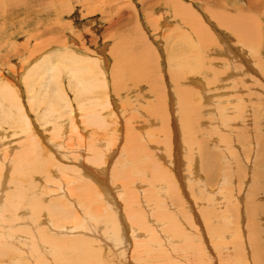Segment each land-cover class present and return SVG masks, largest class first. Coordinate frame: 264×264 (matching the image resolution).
Segmentation results:
<instances>
[{"label": "rangeland", "instance_id": "1", "mask_svg": "<svg viewBox=\"0 0 264 264\" xmlns=\"http://www.w3.org/2000/svg\"><path fill=\"white\" fill-rule=\"evenodd\" d=\"M176 1L178 3L181 1L180 3H182L184 6L187 7L189 5V8L192 10L193 14L191 13V16H188L185 13H181L182 11H179L180 9L177 10L178 8ZM180 1L179 0H0V6L2 4V6L0 7V79H2L0 80V83L3 84L5 82L6 84H11L13 89H19V92L22 93V98L23 101L25 102V105L29 110H31L33 116H36L37 114L35 113H38V111H41L43 109L38 108V104H37L38 101L34 99H31V103H29L28 95H30L31 93H29L28 90L26 91L27 89L26 82L29 79L27 80V78L25 79L20 78L18 80V77L21 74H22L21 76L25 75V69L27 68V67L25 68V65L27 66L31 65L30 63L37 60L39 56L42 57L43 54H47L48 56H53L54 54L58 53V51L65 52L66 51L65 47H67V45L71 47L69 48V50H74V47L79 44V46L88 49L87 52L90 53L86 55L85 53L79 50L77 51L78 54H82L83 56L89 55V57H95L99 59L100 66L102 68V69L100 68L99 73L101 72L105 73V76L103 77L102 75H100L103 86L98 87V89L95 88L96 90H94L93 94L91 93V95L96 94L95 96L99 97L101 99L100 101L105 103V106H100V108L104 110V112L105 111L114 112V114L111 116H115V117L111 118V116H107L108 121L106 125L103 126L102 124H100V126L103 127H97V126L94 127L97 129L98 135H101V137H103L102 139L108 137L107 139L110 138L113 140V142L110 141L111 144L108 145V147L105 146L100 148H102L103 153L105 152L104 154H106L107 158L109 153H111L112 157H114V158L110 157L111 161L106 163L108 166V170L106 172L107 180L109 181V179L112 178L114 184L111 185V182L109 181L108 183L107 180L106 182L112 186V190L114 192L115 183L116 182L118 183V181H120V183L118 184H121L122 195L121 193L118 194V192L116 191L114 192V194H116V197L122 196L121 200L119 201L117 200L119 203L122 202L128 203L126 204V208L125 206L122 205L124 211L126 210L125 213H127L129 217H132L134 214L140 215L134 212L137 210L136 207H140V205H143L144 207H147V209H149V206L151 204L150 211L149 210L147 211L142 207V209L145 212L146 218L149 215V212L150 213L152 212L151 214L154 213L153 217L155 218L159 217L161 219L162 217L161 221L162 223H164L163 227L167 233L169 232L167 231L166 226L164 225H168L170 224V222L167 221L164 218V216H162V214L164 215V211H162V209L156 205L157 196L160 195V192H164L165 190L160 188L151 189L152 186L148 184V181L140 179L139 177L140 169H147L148 172L150 173V170L148 168L152 167V165L150 163H145L144 161L141 162L139 158H136L139 157V153L133 150L132 146L130 145V142L135 140L132 142L133 145L136 144L135 147H137V145L139 146L147 145V147L151 149L153 147L152 152L154 153L156 151L154 153V158L157 157L156 160L160 159L161 162H163L164 165L168 168V170L171 171V174L172 171L175 172V173L173 172L172 176L177 180L178 183L182 184L180 187L181 189H179L180 196L183 197L189 209L192 210V212H194L192 213L190 211L191 216L193 218L191 219L193 221L191 229L195 235L194 238L196 237V239L193 240V242L195 243H193L191 246L187 245L188 247L187 248L186 243H189V241L191 240V238H189L190 239V240L188 239L189 241L181 240L172 245L168 242L166 246H163L160 249L159 247L160 244L157 243L162 239L159 238L158 235L155 236L149 227H146L147 232L144 231L143 228H140L143 234L146 235L149 234L150 236L153 235L152 236L153 243L155 244L151 245L153 244L151 240H147L145 242L144 237H142L141 240L138 238L139 239L138 242H137L138 239L135 238L134 242L135 243L137 242L138 244L136 243V245L134 244H133L134 246L132 245V247H135V249L133 248L131 252L132 255L135 254L134 256H132L130 252L125 254V251L129 250L126 249L125 244L123 246L121 245L116 246V252H115V246L114 249L111 248L107 249L109 255H110L109 251L113 250V254L109 257L114 258V264H123L125 261L129 259L131 260V264H152V263L178 264L176 262L175 263L172 262L173 259H175L176 261H180V264H196L193 263L192 260L197 259V256L199 257L197 252L198 250L196 249L198 242L197 240H199L200 242H206V241L209 242V248L211 250L210 249L207 250L206 249L207 246H204L206 247L205 249L207 251V252L204 251L205 255L208 256V259L210 258L208 260V264H219V263L220 264H258V263L264 264V214H263L264 213V128H263L264 127V76H263L264 75V0H180ZM190 3L192 5H190ZM191 6L194 7L193 8L194 10L192 9ZM197 13L199 14V16L197 15ZM193 18L196 19L195 22ZM240 18H242V20L241 22H238ZM237 24L238 25L241 24L242 27H244L243 28L244 33L242 32V35L241 33L239 34V32L235 29ZM172 35L173 37H171ZM132 38L133 40H131ZM183 39L187 41L185 42ZM203 39L205 40V42ZM146 40H148V42ZM145 45L150 46L149 48L152 49L150 50V52L153 55L151 56L148 55L147 52L149 50ZM223 56L225 59L223 58ZM226 57L229 60L227 59L226 61ZM34 58L36 59L33 60ZM172 59L174 60V62L177 63V65L174 64ZM192 59L195 61H193ZM180 61H182V63H178ZM228 61L231 64L228 63ZM192 62H197V63L196 64L194 63L195 64L194 66ZM145 63H147L148 65ZM170 64L173 65L170 67L169 66ZM63 66L64 65H60V67L62 68ZM175 66L177 67L179 66V67L177 68ZM173 68H176L177 70ZM171 71L172 73H170ZM61 72L62 71H60L58 74H55L54 78L57 75L62 76L61 78H63L62 80L64 81L65 88H67L66 89L67 94L69 95V97L72 100V103L76 107L77 100L74 99L76 98L75 89L68 87L69 83L67 80L68 79L67 74H65L66 72H62V73ZM161 73L163 74L162 75L163 79H161ZM37 75L33 74L34 79H37L36 82L37 81L40 82L42 79L39 77V74ZM26 76L28 77V75ZM60 76L56 77L58 81L61 80V79L59 80ZM225 76L228 79V81L225 78ZM106 77H107L106 81L109 82L108 84H110V87L109 85L106 87V84L103 80V78L105 79ZM154 77H156V80ZM174 77H176L177 79ZM222 77L225 79H222ZM56 78L55 80L57 81ZM128 78H130V80ZM164 80L165 83L163 82ZM58 81L57 83H59ZM159 82L162 83L158 85ZM37 85L38 82L34 84L33 88H31L32 93L37 88ZM157 85L159 87L161 86L160 88H162L161 89L162 91L165 89L164 91L166 94L162 92L160 88H157ZM189 86L190 88H188ZM226 86L230 88L225 89ZM175 88L180 89L182 92L176 90ZM203 90L206 92H204ZM177 91H179L180 93ZM183 92L185 94L188 93L190 95L188 94L185 95ZM181 94L185 96H182ZM165 98H167V100ZM183 98L186 99L184 100ZM172 99L177 101H174ZM164 100L165 103L162 102ZM181 100H184L185 102L187 101L186 102L187 104H185V102L183 103V101ZM220 100H222V102H219ZM192 101H194V104ZM108 102L110 104L112 103L110 107L108 105ZM31 104L33 105L30 106ZM156 104L158 105L156 106ZM160 104L163 105V107H159L161 106ZM175 104H178L179 106L178 105L175 106ZM40 105H44V104L40 103ZM218 106L220 107V110ZM176 107L177 108L179 107L180 110L177 109ZM180 107L183 108V112L185 111V113H187L186 110L188 111V116L187 114L182 113V108ZM141 108H143L144 110ZM161 108L163 110H161ZM137 109L140 112H137ZM158 109H160L161 111H159ZM215 109H217V111ZM119 110L122 113H120ZM190 110L192 113H190ZM150 111H152L154 115ZM164 111L166 112L163 113ZM238 111L239 113H237ZM144 112L147 115H145ZM161 112L163 114H161ZM141 113L142 114L144 113V115H142ZM118 114L119 115L121 114L122 117L125 115L124 116L125 118L123 117L124 119L123 122H125L126 120L127 121L126 123H123L121 121L123 125L121 124L119 126H122L123 128L121 127V129L119 130L117 129L118 131L116 130L115 136H110L111 132H109V130L112 127L114 128V126H116L115 120L118 119L119 117ZM234 114L236 116H233ZM131 115L134 117L132 118ZM162 115L163 116L168 115L166 117L170 121L167 122L168 120L167 118L165 121V118L161 117ZM224 115L226 116L227 119L223 117ZM241 116L245 121L241 119ZM0 118H1L0 130L5 131L6 135L9 136L13 135L12 138L9 137L12 140L11 139H10L11 141L8 140L10 142L7 145H0V148L3 147L2 150H4L6 153H8V151L10 153L11 151L10 157H12L13 153L18 152V150H22V148L18 147L19 145L18 143H20V140H25L27 138L24 135L23 132L24 130L22 126L20 127V125L17 124L15 125V123H11L8 119H4L1 116ZM150 118L153 120H151ZM161 119L164 120L165 124ZM192 119L196 121L194 122V120ZM211 119H212L211 121L212 123L209 121ZM214 119L217 121H215ZM182 120L185 121L184 122L185 125L182 124L183 123ZM235 120L239 122H234ZM178 121L181 123H179ZM213 122H216L214 124H216L217 126L214 125ZM38 123L41 127L42 124L41 120ZM200 123L203 124V126ZM153 125H156L157 127ZM188 125L189 127H187ZM127 126L130 130H132V132L128 130ZM148 126L151 128L149 129ZM179 126L181 127L178 128ZM204 126L205 128L202 129V127ZM49 127L52 126L49 125ZM152 127L153 128L155 127L154 130H152ZM159 127L160 128L165 127V128H163L162 130V129H158ZM174 127H175L174 129L175 131L173 130ZM44 128L48 129L46 127ZM140 128H142L141 129L142 132ZM144 128L147 130V133ZM156 128L158 129L157 130L158 132H156ZM168 128L170 129L168 130ZM177 128L180 131H182L183 128L184 131L183 132H180L179 130L177 131ZM128 131L129 133H127ZM154 131L158 134V136H156L157 134ZM22 132H23V136L18 139L17 138L18 136L16 135L21 134ZM178 132L181 135H178L177 134ZM140 133L141 136L139 138V136L137 135H140ZM143 133L144 134L146 133V135L144 136ZM173 133L175 135L177 134L176 137L174 136ZM152 134L154 137L153 136L151 137ZM159 135L160 136L162 135L161 136L162 138H160ZM187 135L189 136L194 135L195 138L197 137L196 143L194 144V146L192 145L193 148L189 146L186 143V139H184L188 137ZM143 136L145 140L144 142H142L143 139H141L143 138ZM221 137L222 140H225V142L221 140ZM58 138H60L59 141L62 139L60 136L55 137V139ZM116 138L117 140H115ZM170 138H172V140ZM125 139L127 140V143L125 142L126 141ZM174 139L176 140L175 142ZM206 139L208 140L209 143L207 142ZM73 140L74 142H77L76 136L73 137ZM118 140L119 141L123 140V141L119 142ZM177 140L179 142L182 141L180 142L181 144ZM183 140H185V143ZM198 140L204 143L202 144V146L206 147L207 150L214 155L211 156L210 158L211 162L209 163L208 169H210L212 166L214 167H212L210 171L208 170L204 171L203 172L204 174L200 172L199 175L197 174V172H195L196 167L201 166L200 151H199V146H197ZM68 141L69 140L65 141V143L67 142L68 144ZM147 141L151 143L150 146L147 144L148 143ZM0 142H2L1 139ZM156 142L160 143L159 146L161 148L158 147L159 151H157L158 149H154ZM119 143L124 145L122 146ZM9 145L11 146L16 145L15 147L16 149L12 151L11 147H8ZM114 145L115 147L113 149L112 146ZM126 145H128L129 147ZM165 145H167L168 147H166ZM4 146L8 147L7 151L6 149H4L5 148ZM186 146L187 149L189 150L185 148ZM174 147H176L177 150H175L176 148ZM117 148L119 149L117 150ZM121 148L123 149L127 148V149L123 150ZM130 149L133 150L134 152H132ZM161 149H163V151L165 152L163 153ZM171 149L173 150L170 151ZM183 149L186 151V153ZM214 150L216 152H214ZM195 151L196 152L198 151L199 153L197 152L196 154ZM20 154L21 156H23L22 152ZM64 154L62 158L61 155L58 153V155H56L58 158L57 157L55 158L65 163L69 167H75L76 166L75 164L77 162H80L78 158L72 156L73 154L72 152H69V154L68 153L65 155ZM185 154L189 157H187ZM192 154L194 155L192 156ZM132 155L135 157L133 158ZM67 156H69V158ZM185 157L187 159L189 158L188 160L192 161L193 165H191L192 163L189 162ZM87 158H88L87 156L84 157V159ZM86 161H88V159ZM218 161L220 163H218ZM89 163H93V162H89ZM1 164L2 162H0V165ZM194 165L196 167L193 168L190 167ZM186 166L188 168H186ZM21 167L25 169L26 173L28 172L29 169L28 165L24 163L21 164L20 168ZM116 170L122 172V173L120 172L121 174L119 173L120 176L119 174L118 175L114 174ZM127 170L129 173H127ZM65 171H67L68 173L65 172L63 174L64 176L62 175L60 177L61 178L60 180L64 181L66 179L74 178L72 171L70 170H65ZM239 173L241 176L239 175ZM0 175H1V170H0ZM22 175H17V177H19L18 180H22L24 182H28V181L31 182L33 178L39 180V178H37L38 174L35 177L32 176L31 177L32 179L30 178L29 175H24L25 177ZM132 175L137 176L138 178L133 177ZM123 176L126 178L125 180H122L124 179ZM204 176H208L209 179L210 177L213 179L206 181L205 179H203ZM242 176L243 178L241 179ZM247 177L250 178L248 179ZM9 179L11 178L8 177V179H5V181L7 182ZM115 179L117 181H115ZM140 182L142 183V186L140 185L141 184ZM184 182L186 183L183 184ZM200 182L203 183L202 189L199 192H196L195 189ZM191 183H193L195 187L191 185ZM252 183H254V185L256 184L257 186H253ZM146 184L148 187H146ZM8 186L11 187V184ZM40 186H42V189H44L45 193H47L49 188H52L49 186V184L43 185L42 182L40 183ZM96 186L101 187L100 182L97 183ZM254 187L260 188L258 195L253 199V202L255 201L258 205L257 206L255 205L256 207V213H254V215L256 214L255 217L254 215H252L251 218L249 219L248 208L246 207L247 205L245 202L247 200L246 196L249 189H252ZM104 188H107V190L111 192L108 186ZM140 188H143L144 192ZM9 189L10 188H7V190ZM37 189L41 190L39 188ZM94 189L96 191H99V189L97 188ZM145 189H147L149 192H147V190L145 191ZM192 189H194V191ZM130 190L133 192V195L135 194L134 195L135 198L133 199L132 202H128L127 199H124V198H128V193H130ZM137 193H139V196H137ZM197 193L198 194L202 193L203 197L206 194H208L209 204L207 203L205 205V202L207 201L198 199L195 196ZM167 196H168L167 193H162V198H163L162 207L171 208L170 200ZM82 201L86 203L88 202L87 204L90 207L89 210L95 212L96 214H98V212H101L103 210V208H101L102 206L107 205L105 201H103V204L102 201L98 203L96 202L92 203L85 199H83ZM137 201H139L140 204ZM166 202H168L167 205ZM94 203L97 204V207ZM198 204L201 205V207L203 206V209H207L208 214L206 213V216L205 213H202L201 211L202 209L199 210L201 207L199 208ZM190 206L192 207L190 208ZM245 207L247 209H244ZM127 209L129 211L131 209V213L128 212ZM157 210L162 211V213L158 212ZM78 213L79 212H77L76 214ZM82 214H84V216L86 217V222H90L89 216L81 212L80 213L81 217H83ZM83 218L80 219L84 220ZM133 218L135 217L133 216ZM195 218H197L198 220L200 218V220L198 221ZM42 219L43 216L41 220ZM130 219L131 218H129V220ZM132 222L135 223L133 219ZM69 223L70 221L64 222V224L66 225H70ZM48 224L50 226L60 227L61 222L58 223L48 222ZM128 224H131V220L128 221ZM92 225H94L93 222ZM193 225L194 226L196 225V227L197 228L199 227V229H197ZM256 226L258 227V229H256L257 228ZM195 228L198 230V234ZM140 229L138 230L140 231ZM70 230L73 231L74 229H70ZM84 230L86 229L79 227L76 231L82 233L84 232ZM29 238L31 237L29 236ZM20 246L23 247V249ZM15 247L16 248L13 247V249L15 250L12 249L13 251L16 252L15 254L13 252L12 253L9 252L6 255H2V257L7 260L10 258L12 259L17 258L23 264H37L38 261L39 264H41V262L43 261L42 257L44 256V260H46L45 261L46 263L49 262L48 264H51L53 261L52 264H58V262L60 264L59 259L58 260L56 258L55 260L53 259L55 257L53 253L48 254V250H49L48 246H44L42 248L43 256H40L41 258L36 257V255L34 254L35 251L34 250L32 251L31 248L25 243H23V245L22 243H16ZM34 256L36 257V259Z\"/></svg>", "mask_w": 264, "mask_h": 264}, {"label": "bare ground", "instance_id": "2", "mask_svg": "<svg viewBox=\"0 0 264 264\" xmlns=\"http://www.w3.org/2000/svg\"><path fill=\"white\" fill-rule=\"evenodd\" d=\"M180 1V0H179ZM2 2V1H1ZM177 2V1H176ZM175 2V3H176ZM181 2V1H180ZM178 3L177 2V10L182 11L181 13H185L188 16H191V13L193 14L192 10L187 6H184L182 3ZM64 4V3H63ZM190 5H192L190 3ZM2 6V4H1ZM0 6V7H1ZM192 9L194 8L193 6H191ZM176 8V7H174ZM194 10V9H193ZM63 11V10H62ZM197 12V11H195ZM5 13V12H4ZM196 14V13H194ZM236 14V13H235ZM197 15L199 16V14L197 13ZM234 15V14H233ZM183 16V15H182ZM227 16V15H226ZM193 17V15H192ZM216 17V15H215ZM228 17V16H227ZM195 18V17H194ZM193 18V19H194ZM192 19V20H193ZM214 19V18H213ZM196 19H194L195 22ZM242 18H240L238 20V22H241ZM135 22V21H134ZM198 22V21H197ZM229 22V21H228ZM237 22V23H238ZM154 23V22H153ZM228 24V23H227ZM230 24V23H229ZM189 25V22H188ZM191 25V24H190ZM225 25V23H224ZM197 26V25H196ZM223 26V25H221ZM231 26V25H230ZM235 26V25H234ZM137 27V26H136ZM154 27V26H153ZM249 27V24H248ZM178 28V27H177ZM199 28V27H198ZM201 28V27H200ZM244 27H242L241 24H237L235 29L239 32V34L242 32L244 33L243 30ZM204 29V28H203ZM254 30V29H253ZM202 31V30H201ZM247 31V30H246ZM252 31V30H251ZM185 32V31H184ZM187 32V31H186ZM199 32V31H198ZM249 32V31H248ZM141 33V32H140ZM213 33V32H212ZM252 33V32H251ZM173 34V33H172ZM126 35V34H125ZM169 35V34H168ZM187 35V34H186ZM133 36V35H132ZM139 36V35H138ZM190 36V35H189ZM251 36V35H250ZM131 37V36H130ZM137 37V36H136ZM159 37V36H158ZM173 37V35L171 36ZM223 37V36H222ZM243 37V36H242ZM138 38V37H137ZM185 38V37H184ZM188 39V38H186ZM215 39V38H214ZM133 40V38L131 39ZM185 41V39H183ZM204 40V39H203ZM224 40V39H223ZM126 41V39H125ZM129 41V40H128ZM139 41V40H138ZM148 42V40H146ZM187 41V40H186ZM185 41V42H186ZM227 41V40H225ZM78 42V41H77ZM144 42V41H143ZM181 42V40H180ZM193 42V41H191ZM202 42V41H201ZM205 42V40H204ZM224 42V41H223ZM119 43V42H117ZM134 43V42H132ZM203 43V42H202ZM207 43V42H206ZM225 43V42H224ZM84 44V43H83ZM96 44V43H95ZM65 45V44H64ZM147 45V44H146ZM145 45V46H146ZM194 45V43H193ZM225 45V44H224ZM228 45V44H227ZM71 46V45H70ZM221 46V45H220ZM77 47V48H75ZM74 47V50H69V45H67V47H65L66 51L65 52H60L58 51V53L54 54L53 56H48L47 54H43L42 57L39 56V58H37V60H35L36 58H34L33 60H35L34 62L30 63L31 65L27 66L25 65V75L24 76H19L18 80L20 78H27V89L29 93H31L30 95H28L29 98V103H31V99H34L36 101H38V108L43 109L41 111H38V113L36 116H33V113L31 112V110H29L27 108V106L25 105V102L23 101L22 98V93L19 92V89H13L11 84H6L3 80V84L0 83V116L4 119H8L11 123H15V125H20V127H23V132L24 135L26 136L27 139L25 140H20V143H18V147L22 148V150H18V152L13 153L12 157H10V153L8 151V153H6L4 150H2V148H0V162H2V164L0 165V170H1V175H0V264H23L20 262L19 259L17 258H10V259H4L2 257V255H6L9 252H13L14 254L16 253L15 249V245L16 243H25L27 244L31 250L35 251L34 254L36 255V257L41 258L40 256L42 255V248L44 246H48L49 250H48V254L49 253H53L55 255V257L53 258L55 260V258L58 260H60V264H114V258H111L109 256H111L113 254V250L109 251L110 255L107 252V249H114L115 246V252H116V246L121 245L123 246L125 244L126 249L128 251H125L126 253L131 254L132 249L135 247H132V245H136V243L139 241V239L141 240L142 237H144V241L146 242L147 240H151L153 243V238L152 236H150L148 233V235L143 234V232H141L140 228H143L144 231L147 232V228L149 227L151 229V231L153 232V234L156 236L158 235L159 238H161L162 240L158 241L157 244H160V249L163 246H166L167 243L169 242L171 245L175 244L178 241H185L188 240L189 238H191V240L189 241V243H186V247L187 245L191 246L193 243V240L196 239V237L194 238V233L191 229L192 226V216L190 211L192 212V210L189 209L187 203L185 202V200L183 199L182 196H180V190L181 189V185L180 183L177 182V180L172 176L171 171L168 170V168L164 165L163 162H161V160H156V158H154V153L156 152H152V149L147 147V145H143V146H139L137 145V147H135V145L132 144V142H130V145L132 146L133 150H135L137 153H139V160L141 162H145V163H150L152 165V167L148 168L150 170V173L148 172L147 169H140L139 171V177L140 179L146 180L148 181V184L151 187V189L154 188H160L165 190L164 192H160V195L157 196L156 198V205L162 209V211H164V215L162 214V216H164V218L170 222V224L168 225H164L166 226L167 231H169L168 233L165 231L163 224L161 219L159 217H153V214H151L149 212V215L145 216V212L142 209V207L145 210H149L150 211V207L151 204L149 206V209H147V207H144L143 205H140V207H136L137 210L134 211L140 215H133L135 218L129 217V215H127V213H125L124 209L122 208V205L125 206L126 208V202H122L119 203L118 201L122 199L121 197H116V194H114V192H118L121 193L122 195V188H121V184L120 181H118V183H115V191L113 192L112 190V184H114L113 179L110 178L109 181L111 182V185L108 184L109 181L107 180V176H106V172L108 170V166L106 163L110 162V157H112V154L109 153L108 154V158L106 156V154H104L102 152V148L100 147H108V145L111 144L110 141L113 142L112 139H102L103 137H101V135H98V131L94 126L97 127H103L104 125L107 124V116H111L114 114V112L111 111H105L102 110L100 108V106H105V103L101 102L100 98L94 95H91V93L93 94L94 90H96L95 88L98 89V87H102L103 84L101 82V78L100 75L105 76L104 72L99 73L100 71V63H99V59L95 58V57H89L88 56H83L82 54H78L77 51H82L83 53H85L86 55L90 52H87L88 49H85L81 46L76 45ZM85 47V46H84ZM148 52V55L151 56L153 54H151L150 50H152L151 48H149L150 46H146ZM183 47V46H182ZM226 47V46H224ZM231 47V46H230ZM144 48V47H143ZM234 48V46H233ZM131 49V48H130ZM113 50V49H112ZM228 50V49H227ZM64 51V50H62ZM234 51V50H232ZM103 52V51H102ZM168 52V51H167ZM221 52V51H220ZM231 52V51H230ZM31 53V52H30ZM113 53V52H111ZM118 53V52H117ZM130 53V52H129ZM145 53V52H144ZM146 53V54H147ZM233 53V52H232ZM238 53V52H237ZM84 54V55H85ZM169 54V53H168ZM193 54V53H192ZM191 54V56H192ZM221 54V53H220ZM224 54V53H223ZM102 55V54H100ZM175 55V54H174ZM186 55V53H185ZM32 56V55H31ZM145 56V55H144ZM190 56V55H189ZM195 56V55H193ZM229 56V55H228ZM235 56V55H234ZM38 57V56H37ZM156 57V56H155ZM169 57V55H168ZM173 57V56H172ZM180 57V56H179ZM182 57V56H181ZM201 57V56H199ZM236 57V56H235ZM238 57V56H237ZM103 58V57H102ZM132 58V57H131ZM135 58V57H134ZM184 58V57H183ZM224 58V56H223ZM232 58V57H231ZM176 59V58H173ZM172 59V61L174 62V60ZM178 59V57H177ZM185 59V58H184ZM183 59V60H184ZM195 59V58H194ZM225 59V58H224ZM227 57H226V61H227ZM237 59V58H236ZM235 59V60H236ZM239 59V58H238ZM245 59V58H244ZM32 60V61H33ZM135 60V59H134ZM191 60V59H190ZM193 60V59H192ZM229 60V59H228ZM234 60V58H233ZM261 60V59H260ZM110 61V60H109ZM195 61V60H193ZM243 61V60H242ZM149 62V61H148ZM169 63V62H168ZM178 63H182V61L178 62ZM196 64L197 62H192V64ZM228 63H230L228 61ZM64 65L63 68L60 67V65ZM113 64V63H112ZM147 64V63H145ZM174 64L177 65L176 62H174ZM194 64V66H195ZM231 64V63H230ZM237 64V63H236ZM245 64V63H244ZM119 65V64H118ZM148 65V64H147ZM173 65V64H172ZM171 64L169 65L170 67L172 66ZM45 66V67H44ZM131 67V66H130ZM174 67V66H173ZM177 67V66H175ZM179 67V66H178ZM177 67V68H178ZM231 67V66H230ZM249 67V66H248ZM62 68V69H61ZM98 68V69H97ZM115 68V67H114ZM121 68V67H120ZM218 68V67H217ZM233 68V67H232ZM59 71H58V70ZM102 69V68H101ZM176 69V68H173ZM262 69V68H261ZM115 70V69H114ZM113 70V71H114ZM177 70V69H176ZM252 70V69H251ZM60 71L62 72H66L65 74H67L68 77V83L70 88L75 89V96L76 98H74L75 100H77V104L76 107L75 105L72 103L71 98L69 97V95L67 94V91L65 88V84L64 81L62 80L63 78H61L62 76L59 77V80L56 78L57 76H55V78L57 79V81L59 83H57V81L54 78L55 74H58ZM103 71V70H102ZM112 71V72H113ZM160 71V70H159ZM179 71V70H178ZM177 71V72H178ZM53 72V73H52ZM61 72V73H62ZM111 72V73H112ZM120 72V71H119ZM249 72V71H248ZM118 73V72H117ZM172 73V71L170 72ZM176 73V72H175ZM180 73V72H179ZM244 73V72H242ZM33 74H39V77L42 79H40L41 81H37L38 85L37 88L35 89V91L32 93L31 92V88H33L34 84H36V80L34 79ZM115 74V73H114ZM122 74V73H121ZM200 74V73H199ZM226 74V72H225ZM28 75V77L26 76ZM64 75V74H63ZM120 75V74H119ZM157 75V74H156ZM163 74L161 73V79H163ZM170 75V74H169ZM221 75V74H220ZM219 75V76H220ZM236 75V74H235ZM263 75V74H262ZM38 76V75H37ZM112 76V75H111ZM117 76V75H116ZM121 76V75H120ZM119 76V78H120ZM264 76V75H263ZM64 77V76H63ZM179 77V76H178ZM257 77V76H256ZM38 78V77H37ZM54 78V79H53ZM118 78V79H119ZM156 80V77H154ZM176 78V77H174ZM221 78V77H220ZM226 78V76H225ZM222 77V79H225ZM229 78V76H228ZM115 79V80H118ZM130 80V78H128ZM158 79V78H157ZM177 79V78H176ZM180 79V78H179ZM227 79V78H226ZM253 79V78H252ZM260 79V78H259ZM2 80V79H0ZM56 82H55V81ZM104 82L106 84V87L110 84H108L109 82H107V77L104 79ZM114 80V79H113ZM194 80V79H193ZM192 80V81H193ZM63 81V82H61ZM139 81V80H138ZM160 81V80H159ZM202 81V80H201ZM207 81V80H206ZM228 81V79H227ZM235 81V80H234ZM261 81V80H260ZM125 82V81H124ZM134 82V81H133ZM155 82V81H154ZM158 82V80H157ZM165 83V80L163 81ZM172 82V81H171ZM120 83V82H119ZM162 82H159L158 85H160ZM19 84V83H18ZM116 84V83H115ZM123 84V83H122ZM152 84V83H151ZM2 85V86H1ZM157 85V88H160ZM176 85V84H175ZM180 85V83H179ZM178 85V86H179ZM201 85V84H200ZM203 85V84H202ZM227 85V84H224ZM236 85V84H235ZM234 85V86H235ZM163 86V84H162ZM173 86V85H172ZM186 86V85H184ZM183 86V87H184ZM198 86V85H197ZM233 86V85H232ZM238 86V85H237ZM14 87V86H13ZM125 87V86H124ZM153 87V86H152ZM177 87V86H175ZM205 87V86H204ZM207 87V86H206ZM262 87V85H261ZM20 88V87H19ZM131 88V87H129ZM164 88V87H163ZM190 88V86L188 87ZM228 87L226 86L225 89H227ZM230 88V87H229ZM228 88V89H229ZM233 88V87H231ZM250 88V87H249ZM72 89V91H73ZM142 89V88H141ZM162 88H160L161 90ZM174 89V88H173ZM176 90L181 91L180 89L175 88ZM192 89V88H191ZM190 89V90H191ZM194 89V88H193ZM199 89V88H198ZM235 89V88H233ZM159 90V89H158ZM165 90V89H164ZM162 91L165 93V91ZM175 90V91H176ZM244 90V89H243ZM33 91V89H32ZM116 91V90H115ZM167 91V90H166ZM177 91V92H179ZM204 91V90H203ZM208 91V90H207ZM182 92V91H181ZM206 92V91H204ZM226 92V91H225ZM74 93V91H73ZM152 93V92H151ZM161 93V92H160ZM180 93V92H179ZM178 93V94H179ZM184 93V92H183ZM190 93V92H189ZM217 93V92H216ZM166 94V93H165ZM185 94V93H184ZM188 94V93H186ZM185 94V95H186ZM193 94V93H191ZM206 94V93H205ZM218 94V93H217ZM220 94V93H219ZM109 95V94H108ZM160 95V94H159ZM182 96H185L183 94H181ZM190 95V94H188ZM166 96V95H165ZM218 96V95H217ZM223 96V95H222ZM253 96V95H252ZM74 97V96H73ZM160 97V96H159ZM238 97V95H237ZM102 98V97H101ZM168 98V97H167ZM167 98H165L167 100ZM212 98V97H211ZM215 98V97H214ZM73 99V98H72ZM109 99V96H108ZM161 99V98H160ZM175 99V98H174ZM172 99V100H174ZM179 99V98H178ZM184 100L186 98H183ZM209 99V98H208ZM169 100V99H168ZM180 100V99H179ZM184 100L183 103L185 102ZM203 100V99H202ZM211 100V99H210ZM107 101V100H106ZM105 101V102H106ZM177 101V100H174ZM191 101V100H190ZM110 102V99H109ZM108 102L109 107L111 106V104ZM112 102V101H111ZM121 102V101H120ZM130 102V101H129ZM161 102V101H160ZM165 103V100L162 101ZM187 102V101H186ZM185 102V104H187ZM194 104V101H192ZM191 102V103H192ZM219 102H222V100H220ZM239 102V101H238ZM33 103V102H32ZM44 104V105H40ZM174 103V102H173ZM190 103V104H191ZM196 103V102H195ZM200 103V102H199ZM263 103V102H262ZM125 104V103H124ZM131 104V103H130ZM162 104V103H161ZM160 104V105H161ZM181 104V103H180ZM184 104V105H185ZM189 104V103H188ZM203 104V103H201ZM33 104H31L30 106H32ZM106 105V106H108ZM114 105V104H113ZM158 104H156L157 106ZM167 105V104H164ZM171 105V104H170ZM178 104H175V106H177ZM241 105V104H240ZM120 106V105H117ZM116 106V107H117ZM125 106V105H124ZM138 106V104H137ZM155 106V108H156ZM179 106V105H178ZM186 106V105H185ZM193 106V105H192ZM191 106V107H192ZM223 106V105H222ZM134 107V105H133ZM132 107V108H133ZM159 107H163V105L159 106ZM167 107V106H166ZM201 107V106H200ZM219 107V106H218ZM249 107V106H248ZM105 108V107H104ZM107 108V107H106ZM138 108V107H137ZM169 108V107H168ZM177 108V107H176ZM182 108V107H180ZM194 108V107H193ZM197 108V107H196ZM208 108V107H207ZM223 108V107H222ZM225 108V107H224ZM230 108V107H229ZM240 108V107H239ZM39 109V110H40ZM136 109V108H135ZM134 109V110H135ZM143 109V108H141ZM179 109V107L177 108ZM201 109V108H200ZM242 109V107H241ZM257 109V108H256ZM144 110V109H143ZM154 110V109H153ZM152 110V111H153ZM159 111L163 110L161 108L158 109ZM174 110V109H173ZM180 110V109H179ZM197 110V109H196ZM208 110V109H207ZM217 111V109H215ZM220 110V107H219ZM224 110V109H223ZM245 110V109H244ZM243 110V111H244ZM37 111V110H35ZM116 111V110H115ZM120 111V110H119ZM152 111H150L151 113H153ZM212 111V110H209ZM232 111V110H231ZM255 111V109H254ZM137 112H140L137 109ZM157 112V111H156ZM166 111H164L163 113H165ZM168 112V111H167ZM171 112V111H170ZM181 112V111H180ZM187 113H185V111L183 112V108H182V113L187 114L188 116V111L186 110ZM206 112V111H205ZM252 112V111H251ZM106 115H105V114ZM119 113V112H118ZM120 113H122L120 111ZM136 113V111H135ZM145 113V112H144ZM144 113L142 115H144ZM149 113V112H148ZM161 112V114H163ZM180 113V114H182ZM190 113L191 110H190ZM235 113V112H234ZM239 113V111L237 112ZM242 113V112H240ZM116 114V112H115ZM159 114V113H158ZM157 114V115H158ZM168 114V113H167ZM179 114V115H180ZM227 114V113H226ZM236 114V113H235ZM233 116H236V115ZM119 115V114H118ZM117 115V116H118ZM136 115V114H135ZM145 115H147L145 113ZM154 115V113H153ZM152 115V116H153ZM194 115V114H193ZM238 115V114H237ZM125 116V115H124ZM123 116V117H124ZM132 116V115H131ZM166 116H161L165 118L166 121ZM184 116V115H183ZM182 116V117H183ZM232 116V118H233ZM115 117V116H111ZM123 117L121 116V114L119 115L118 119L115 120L114 123V128L112 127L109 132H111L110 136H115L116 130L121 129L122 126L121 125V121L123 122ZM128 117V116H126ZM134 116H132L133 118ZM139 117V116H138ZM143 117V116H142ZM180 117V116H179ZM210 117V116H208ZM223 117L226 118V116L224 115ZM239 117V116H238ZM125 118V117H124ZM163 118V119H164ZM190 118V117H189ZM194 118V117H193ZM254 118V117H252ZM1 119V118H0ZM151 119V118H150ZM161 119L163 122L164 120ZM168 119V118H167ZM180 119V118H178ZM202 119V118H201ZM227 119V118H226ZM241 119H243V117L241 116ZM41 120V127L39 125L38 122H40ZM133 120V119H132ZM153 120V119H151ZM157 120V119H156ZM194 120V119H192ZM215 120V119H214ZM127 121V120H126ZM123 122V123H126ZM170 121L169 119L167 120V122ZM173 121V120H172ZM181 121V120H180ZM196 120H194L195 122ZM198 121V120H197ZM210 122L212 121L209 120ZM217 121V120H215ZM230 121V119H229ZM232 121V120H231ZM243 121H245L243 119ZM67 122V123H66ZM129 122V121H128ZM148 122V121H145ZM150 122V121H149ZM179 122V121H178ZM177 122V123H178ZM182 124L185 125V121L182 120ZM187 122V121H186ZM189 122V121H188ZM220 122V121H218ZM234 122H239V121H234ZM233 122V123H234ZM110 123V122H109ZM112 123V122H111ZM153 123V121H152ZM181 123V122H179ZM190 123V122H189ZM188 123V124H189ZM198 123V122H197ZM212 123V122H211ZM216 122H213V124ZM67 124V125H66ZM100 124H102L103 126H100ZM147 124V123H146ZM149 124V123H148ZM156 124V123H154ZM163 124V123H162ZM165 124V122H164ZM181 124V125H182ZM201 124V123H200ZM238 124V123H237ZM49 127L52 126V127ZM123 125V124H122ZM140 125V124H139ZM171 125V124H170ZM178 125V124H177ZM195 125V124H193ZM203 126V124H201ZM216 125V124H214ZM234 125V124H233ZM152 126V125H151ZM156 126V125H153ZM166 126V125H165ZM212 126V124H211ZM217 126V125H216ZM238 126V125H236ZM44 127L48 128L45 129ZM142 127V126H141ZM146 127V126H145ZM149 127V126H148ZM157 127V126H156ZM170 127V126H169ZM173 127V126H171ZM181 126H179L178 128H180ZM183 127V126H182ZM185 127V126H184ZM189 127V125L187 126ZM193 127V126H191ZM199 127V126H198ZM207 127V126H206ZM123 128V127H122ZM128 128V126H127ZM151 127H149L150 129ZM155 128V127H154ZM154 128L152 127V130H154ZM165 128V127H163ZM163 128H158V129H162ZM177 128V131L179 130ZM201 128V127H200ZM204 127H202V129H204ZM218 128V127H217ZM264 128V127H263ZM5 129V128H4ZM17 129V128H16ZM103 129V128H102ZM142 128H140L141 130ZM145 129V128H144ZM156 128V132H158V130ZM170 128H168L169 130ZM175 129V127L173 128V130ZM117 130V131H118ZM127 130V129H126ZM128 130H130L128 128ZM136 130V129H135ZM139 130V131H140ZM161 130V131H162ZM171 130V131H173ZM187 130V129H186ZM209 130V129H208ZM220 130V129H219ZM21 131V130H20ZM121 131V130H120ZM132 132V130H130ZM134 131V129H133ZM146 133L147 130L145 129ZM175 131V130H174ZM180 131V130H179ZM184 129L182 128L183 132ZM188 131V130H187ZM212 131V130H211ZM223 131V130H222ZM230 131V130H229ZM23 132L21 134H18L16 136H18L17 138L19 139L20 137L23 136ZM124 132V131H122ZM142 132V130H141ZM144 132V131H143ZM151 132V131H150ZM149 132V133H150ZM155 132V131H154ZM153 132V133H154ZM155 132V133H156ZM160 132V131H159ZM166 132V130H165ZM164 132V133H165ZM221 132V131H220ZM9 133V132H8ZM126 133V131H125ZM129 133V131L127 132ZM146 133L144 134V136L146 135ZM168 133V132H167ZM166 133V134H167ZM176 133V132H174ZM173 133V134H174ZM218 133V132H216ZM238 133V131H237ZM244 133V132H243ZM246 133V132H245ZM157 134V133H156ZM160 134V133H159ZM171 134V133H170ZM178 135L179 132L177 133ZM176 134V135H177ZM201 134V133H199ZM203 134V131H202ZM221 134V133H220ZM229 134V133H228ZM108 135V134H107ZM119 135V134H118ZM123 135V134H121ZM125 135V134H124ZM134 135V134H133ZM169 135V134H168ZM176 135L174 134V136L176 137ZM184 135V134H183ZM212 135V134H211ZM60 136L62 139L59 141L60 138L55 139V137ZM76 136L77 138V142H74L73 137ZM141 136L140 135H137ZM144 136L143 141L144 142ZM153 136V134L151 135V137ZM158 136V134L156 135ZM160 136V135H159ZM162 136V135H161ZM160 136V138H162ZM167 136V135H166ZM186 139V143L191 146L193 148L194 144L196 143V138L193 135H187ZM192 136V137H191ZM214 136V135H213ZM9 137H13L6 135L5 131L0 130V139L2 140V142H0V145H7L12 139ZM123 137V136H122ZM125 137V136H124ZM154 137V136H153ZM171 137V136H170ZM174 137V138H175ZM180 137V136H177ZM203 137V136H202ZM206 137V136H205ZM204 137V138H205ZM258 137V136H257ZM9 138V139H8ZM25 138V137H24ZM147 138V137H146ZM173 138V136H172ZM172 138H170L172 140ZM226 138V137H225ZM11 139V140H10ZM22 139V138H21ZM114 139V138H113ZM127 139V138H126ZM125 139V140H126ZM134 139V137H133ZM150 139V138H149ZM153 139V138H152ZM215 139V138H214ZM237 139V138H236ZM10 140V141H8ZM68 141L65 143V141ZM117 140V138L115 139ZM157 140V139H156ZM167 140V139H166ZM207 140V139H206ZM205 140V142H206ZM222 140V137H221ZM228 140V139H227ZM119 141V140H118ZM123 141V140H121ZM119 141V142H121ZM141 141V140H138ZM162 141V140H161ZM176 140L174 139V142ZM178 141V140H177ZM185 143V140H183ZM199 141V140H198ZM197 141V146H199V151H200V163L201 166L200 167H196L194 166H190L191 168L196 167L195 172H197V174L199 175L200 172H204L206 170L210 171V169L214 166H212L210 169L209 168V163L211 156H214L212 153H210V151L207 150L206 147H203L202 142H198ZM202 141V140H201ZM218 141V140H217ZM225 142V140H222ZM127 143V140L125 141ZM148 142V141H147ZM154 142V141H153ZM179 142V141H178ZM182 142V141H180ZM179 142V143H180ZM208 142V140H207ZM242 142V141H241ZM118 143V142H116ZM129 143V142H128ZM164 143V141H163ZM161 143V144H163ZM209 143V142H208ZM207 143V144H208ZM121 144V143H119ZM149 146L151 145V143H147ZM171 144V143H170ZM181 144V143H180ZM232 144V142H231ZM122 146L124 144H121ZM160 143L156 142L154 149H158ZM193 145V146H192ZM206 145V144H205ZM204 145V146H205ZM222 145V144H221ZM239 145V144H238ZM119 146V145H118ZM128 146V145H126ZM166 147H168L167 145H165ZM171 146V145H170ZM174 146V145H173ZM176 146V145H175ZM180 146V145H179ZM6 149V151L8 150V147H11L12 151H14L16 148V145H9L4 146ZM113 149L115 147L112 146ZM129 147V146H128ZM184 147V146H183ZM161 148V147H160ZM163 148V147H162ZM176 148V147H174ZM187 149V146L185 147ZM198 148V147H197ZM119 148H117L118 150ZM123 149V148H121ZM120 149V151H121ZM125 149V148H124ZM123 149V150H124ZM127 149V148H126ZM125 149V150H126ZM129 149V148H128ZM164 149V148H163ZM163 149H161L163 151ZM196 149V148H195ZM210 149V148H208ZM212 149V148H211ZM214 149V148H213ZM62 150V151H61ZM131 150V149H130ZM133 150H131L132 152H134ZM166 150V149H165ZM173 149H171L170 151H172ZM177 150V148L175 149ZM174 150V151H175ZM184 150V149H183ZM189 150V149H187ZM217 150V149H216ZM228 150V149H227ZM234 150V149H233ZM114 151V150H113ZM159 151V149L157 150ZM168 151V150H167ZM185 151V150H184ZM226 151V150H225ZM23 154V156H21V153ZM69 152H72V156H74L75 158H78L80 160V162H77L75 165V167H69L67 166L65 163L61 162L60 160H58L57 156L58 153L61 155V157L63 158V154H69ZM165 151H163L164 153ZM193 152V151H192ZM198 152V151H197ZM197 152L195 151V153L197 154ZM214 152H216L214 150ZM128 153V152H127ZM161 153V152H160ZM170 153V152H169ZM182 153V152H181ZM186 153V151H185ZM194 153V152H193ZM199 153V152H198ZM227 153V152H226ZM9 154V155H8ZM64 154V155H65ZM129 154V153H128ZM134 154V153H132ZM136 154V153H135ZM178 154V153H177ZM190 154V152H189ZM188 154V155H189ZM216 154V153H215ZM59 155V156H60ZM138 155V154H137ZM136 155V156H137ZM162 155V154H161ZM166 155V154H165ZM179 155V154H178ZM183 155V154H182ZM186 155V154H185ZM194 154H192L193 156ZM241 155V153H240ZM82 156V157H81ZM87 156L88 161H86L87 159H84V157ZM123 156V155H122ZM121 156V157H122ZM133 156V155H132ZM170 156V155H169ZM168 156V157H169ZM176 156V155H175ZM180 156V155H179ZM187 156V155H186ZM191 156V157H192ZM198 156V155H197ZM236 156V154H235ZM239 156V155H238ZM57 157V158H55ZM69 158V156H67ZM106 157V158H105ZM131 157V156H130ZM135 156H133L134 158ZM189 157V156H187ZM217 157V156H216ZM114 158V157H112ZM125 158V157H124ZM159 158V157H158ZM186 158V157H185ZM231 158V157H230ZM57 159V160H56ZM67 159V158H66ZM65 159V160H66ZM71 159V158H70ZM116 159V158H115ZM166 159V158H165ZM187 159V158H186ZM189 159V158H188ZM187 159V160H188ZM216 159V158H215ZM226 159V158H225ZM73 160V157H72ZM77 160V159H76ZM127 160V159H126ZM125 160V161H126ZM134 160V159H133ZM173 160V159H172ZM117 161V160H116ZM120 161V160H119ZM131 161V158H130ZM189 162L192 163V161L188 160ZM213 161V158H212ZM226 161V160H225ZM89 162H93V163H89ZM199 162V161H198ZM197 162V163H198ZM26 164L29 166L28 172L26 173L25 169H23V167L20 168L21 164ZM89 163V164H88ZM123 163V161H122ZM176 163V162H175ZM184 163V162H182ZM218 163H220L218 161ZM68 164V163H67ZM112 164V162H111ZM118 164V163H117ZM119 165V164H118ZM132 165V164H131ZM193 165V163L191 164ZM250 165V164H249ZM129 166V165H128ZM176 166V165H174ZM199 166V165H198ZM132 167V166H131ZM166 167V168H165ZM218 167V165H217ZM134 168V167H133ZM186 168H188L186 166ZM114 169V168H113ZM131 169V168H130ZM173 169V168H172ZM232 169V168H231ZM237 169V168H236ZM242 169V168H239ZM65 170H70L72 171L73 177L74 178H70V179H66V180H60L61 176L67 172ZM123 170V169H121ZM256 170V169H255ZM110 171V170H109ZM136 171V170H135ZM194 171V170H193ZM214 171V170H213ZM245 171V170H244ZM253 171V170H252ZM6 172V173H5ZM33 172V173H31ZM121 171L116 170V172H114V174H119ZM124 172V171H123ZM224 172V171H223ZM68 173V172H67ZM122 173V172H121ZM120 173V174H121ZM126 173V172H125ZM127 173L128 170H127ZM175 173V172H174ZM207 173V172H206ZM245 173V172H244ZM23 174V175H22ZM38 174V179H32V176H36ZM119 174V176H120ZM204 174V173H203ZM242 174V173H241ZM248 174V173H247ZM17 175H29L30 178L32 179L31 182H24L22 180H18L19 177H17ZM109 175V174H107ZM127 175V174H124ZM206 175V174H205ZM223 175V174H222ZM240 175V173H239ZM246 175V174H245ZM244 175V176H245ZM41 176V177H39ZM64 176V175H63ZM118 176V177H119ZM129 176V175H128ZM127 176V177H128ZM133 176V175H132ZM215 176V175H214ZM225 176V175H224ZM241 176V175H240ZM9 179L7 182L5 181V179ZM25 177V176H24ZM133 177H137V176H133ZM122 178V175H121ZM120 178V179H121ZM125 180L126 178L123 176ZM138 178V177H137ZM222 178V177H220ZM243 178V176L241 177V179ZM248 178V177H247ZM250 178V177H249ZM248 178V179H249ZM22 179V178H21ZM63 179V178H62ZM130 179V178H129ZM206 181L213 179L208 176H204V178ZM245 179V178H244ZM25 180V179H24ZM106 180L108 181V183L106 182ZM134 180V179H133ZM215 180V178H214ZM115 181H117L115 179ZM129 181V180H128ZM140 181V180H139ZM245 181V180H244ZM43 183V185H48L52 188H49V190L47 191V193L44 192V189H42V186H40V183ZM55 182V183H53ZM58 182V183H57ZM101 184V187L96 186L97 183ZM133 182V181H132ZM204 182V181H202ZM202 182H200L198 184V186L196 187L195 191L199 192L202 189ZM233 182V181H232ZM242 182V181H241ZM141 183V182H140ZM144 183V182H143ZM186 182H184L183 184H185ZM11 184V187L8 186ZM215 184V183H214ZM42 185V184H41ZM126 185V184H125ZM139 185V184H138ZM142 186V183L140 184ZM145 185V184H144ZM191 185H193V183H191ZM253 186H257L256 184L254 185V183H252ZM55 186V187H53ZM108 186V188L111 190V192H109L107 190V188H104ZM127 186V185H126ZM132 186V185H131ZM195 187V185H193ZM99 189V191H96L94 188ZM140 187V186H139ZM144 187V186H143ZM146 187L147 184H146ZM191 187V186H190ZM7 188H10L9 190H7ZM37 188L41 189L38 190ZM125 188V186H124ZM132 189V188H131ZM143 191V188H140ZM149 189V188H148ZM241 189V188H240ZM239 189V190H240ZM147 189H145L146 191ZM194 191V189H192ZM191 190V191H192ZM208 190V189H207ZM260 188L259 187H254L252 189H249L247 196H246V207L248 208V214H249V219L251 218L252 215H254V213H256V207L258 204L253 202V199L258 195ZM128 191V190H127ZM151 191V190H150ZM161 191V190H160ZM190 191V192H191ZM245 191V190H244ZM144 192V191H143ZM147 192H149L147 190ZM152 192V191H151ZM187 192V191H186ZM241 192V191H240ZM247 192V191H246ZM162 193H167V197L170 200V207L171 208H166V207H162L163 205V198H162ZM117 194V195H118ZM240 194V193H238ZM135 195V194H134ZM133 195V192L130 190V193H128V198H124L127 199L128 202H132L133 199L135 198V196ZM148 195V194H147ZM189 195V194H188ZM137 196H139V193H137ZM187 196V195H186ZM198 199L200 200H205L207 202H205V205L208 203L209 204V198H208V194H206L204 197L201 194H196L195 195ZM149 198V197H148ZM191 198V197H190ZM196 198V199H197ZM88 200L90 202H100L103 201L106 202L107 205L102 206L101 208H103V210L101 212H98V214H96L95 212L89 210V205L86 202H83L82 200ZM151 199V198H150ZM187 199V198H186ZM193 199V198H192ZM118 200V201H117ZM155 200V199H154ZM219 200V199H218ZM189 201V199H188ZM89 202V203H90ZM136 202V201H135ZM139 203V201H137ZM203 202V201H202ZM200 203V201H199ZM229 203V202H228ZM244 203V204H245ZM95 204V203H94ZM140 204V203H139ZM168 204V202H166V205ZM97 207V204H95ZM93 205V206H95ZM101 205V204H100ZM99 205V206H100ZM131 205V204H130ZM197 205V203H196ZM128 206V205H127ZM194 206V205H193ZM224 206V205H223ZM192 206H190L191 208ZM198 207L200 208L201 205L198 204ZM211 207V206H210ZM244 209H247V208ZM234 208V207H233ZM198 209V208H197ZM202 209V210H201ZM217 209V208H216ZM202 211V213H206L207 209H203V206L199 209ZM243 210V209H242ZM89 211V212H88ZM128 212L131 213V209L130 211L127 209ZM154 211V210H153ZM158 211V210H157ZM162 211H158L161 212ZM194 211V210H193ZM77 212H79L78 214H76ZM85 213L86 215L89 216L90 218V222H86V217L83 215V217L80 216V213ZM156 212V210H155ZM242 212V211H241ZM133 213V212H132ZM194 213V212H192ZM231 213V212H230ZM148 214V213H147ZM220 214V213H219ZM242 214V213H241ZM264 214V213H263ZM194 215V214H193ZM246 215V214H245ZM256 215V214H255ZM254 215V217H255ZM258 215V214H257ZM260 215V214H259ZM43 216V219L41 220ZM128 216V217H127ZM131 216V215H130ZM156 216V215H155ZM159 216V215H158ZM208 216V215H207ZM74 217V218H71ZM248 217V216H247ZM83 218L84 220L80 219ZM129 218H131V224H128ZM219 218V217H218ZM244 218V217H242ZM127 219V220H126ZM132 219L134 222H132ZM196 220H198L197 218H195ZM211 219V218H210ZM209 219V220H210ZM248 219V218H247ZM89 220V219H87ZM200 220V218H199ZM198 220V221H199ZM42 221V222H41ZM53 221V222H52ZM70 221V225H66L64 224V222H69ZM165 221V220H164ZM48 222L51 223H58L61 222L60 227L58 226H50L48 224ZM92 222L94 223V225H92ZM133 223V224H132ZM196 223V222H195ZM200 223V222H199ZM194 224V223H193ZM205 225V224H204ZM207 225V224H206ZM194 226V225H193ZM258 226V225H257ZM256 226V227H257ZM79 227L84 228L86 230H84V232L79 233V231H76ZM196 227V225L194 226ZM203 227V226H201ZM205 227V226H204ZM197 228V227H196ZM195 228V229H196ZM70 229H74L73 231ZM140 229V231L138 230ZM199 229V227L197 228ZM197 234H198V230ZM258 229V227L256 228ZM88 230V231H87ZM194 230V229H193ZM210 230V229H209ZM75 231V232H74ZM149 231V230H148ZM166 233H165V232ZM93 232V233H92ZM211 232V231H209ZM252 234V233H251ZM206 235V234H205ZM29 236L31 238H29ZM208 236V235H207ZM138 239L137 242L135 243L134 240ZM209 238V237H208ZM207 239V238H205ZM246 239V238H245ZM251 240V239H250ZM255 240V239H254ZM97 241V242H96ZM157 241V238H156ZM197 252L199 257L197 256V259L192 260L193 263L196 264H208V256L205 255L206 249L209 250V242H200L199 240H197ZM246 241V240H245ZM144 242V243H145ZM187 242V241H186ZM243 242V241H242ZM143 243V244H144ZM149 243V242H147ZM31 244V245H30ZM138 244V243H137ZM142 244V243H141ZM155 243L151 244L154 245ZM133 245V246H134ZM149 245V244H148ZM150 245V246H151ZM183 245V244H182ZM131 246V248H130ZM144 246V245H143ZM196 246V245H194ZM204 246H207L204 247ZM256 246V245H255ZM21 247V246H20ZM172 247V246H171ZM23 249V247H21ZM36 248V249H35ZM145 248V247H144ZM174 248V247H173ZM188 248V247H187ZM206 248V249H205ZM13 249V250H12ZM176 249V248H175ZM192 249V248H191ZM195 249V248H194ZM262 249V248H261ZM211 250V249H210ZM183 251V250H182ZM30 252V251H29ZM166 252V251H165ZM207 252V251H206ZM258 252V249H257ZM25 253V252H24ZM13 254V256H14ZM124 254V253H123ZM170 254V253H169ZM168 254V255H169ZM197 254V253H196ZM256 254V252H255ZM132 255V254H131ZM135 255V254H134ZM132 255V256H134ZM167 255V256H168ZM10 256V255H9ZM46 256V255H45ZM52 256V255H50ZM117 256V255H116ZM130 256V255H129ZM131 256V257H132ZM206 256V258H205ZM250 256V255H249ZM35 257V256H34ZM35 257V259H36ZM48 257V256H47ZM124 257V256H123ZM170 257V256H169ZM202 257V258H201ZM232 257V256H231ZM38 258V259H39ZM43 261L41 262V264H48L46 263L44 260V256L42 257ZM49 258V257H48ZM52 258V257H51ZM50 258V259H51ZM162 258V257H161ZM126 259V258H125ZM129 259V257H128ZM32 260V259H31ZM134 260V257H133ZM136 260V259H135ZM220 260V259H219ZM257 260V259H256ZM51 261V260H50ZM75 261V262H74ZM172 261V260H171ZM207 261V262H206ZM57 262V261H56ZM72 262V263H71ZM133 262V261H132ZM172 262H176L178 264H180V261H176L175 259H173ZM216 262V261H215ZM36 263V262H35ZM53 263V261H52ZM51 263V264H52ZM258 263V262H257ZM39 264V261L38 263ZM59 264V262H58ZM123 264H131V260H127L125 261ZM153 264V263H152ZM161 264V263H160ZM220 264V263H219ZM259 264V263H258Z\"/></svg>", "mask_w": 264, "mask_h": 264}]
</instances>
